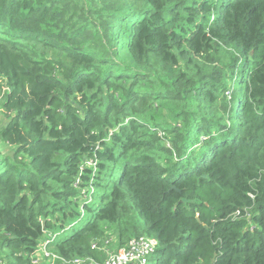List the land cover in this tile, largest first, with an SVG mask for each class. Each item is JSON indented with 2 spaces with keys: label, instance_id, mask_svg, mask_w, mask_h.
I'll list each match as a JSON object with an SVG mask.
<instances>
[{
  "label": "trees",
  "instance_id": "16d2710c",
  "mask_svg": "<svg viewBox=\"0 0 264 264\" xmlns=\"http://www.w3.org/2000/svg\"><path fill=\"white\" fill-rule=\"evenodd\" d=\"M53 234L264 264V0H0V264Z\"/></svg>",
  "mask_w": 264,
  "mask_h": 264
},
{
  "label": "built area",
  "instance_id": "2783aa9c",
  "mask_svg": "<svg viewBox=\"0 0 264 264\" xmlns=\"http://www.w3.org/2000/svg\"><path fill=\"white\" fill-rule=\"evenodd\" d=\"M97 161L95 159H90L85 162V164L81 167V170L95 168L96 171ZM81 177L77 179L75 186L79 185L81 182ZM94 194L93 189L88 191L87 189H82V196L87 200L91 201L92 195ZM237 215H240L238 212ZM58 235L53 234L50 239L46 240L37 251L35 264H38L41 260L47 259L51 264H54L59 260V256L55 253H52L49 250V247L53 244L54 240ZM107 245L99 246L98 244H94L93 248H96L100 251L107 252L108 258L104 262V264H145L147 258L155 252L158 247V242L152 238L144 239L140 242L133 241L128 249L122 250L119 253H114L109 251ZM72 264H99L93 260L87 261L83 259H76L72 262Z\"/></svg>",
  "mask_w": 264,
  "mask_h": 264
},
{
  "label": "rangeland",
  "instance_id": "374dc122",
  "mask_svg": "<svg viewBox=\"0 0 264 264\" xmlns=\"http://www.w3.org/2000/svg\"><path fill=\"white\" fill-rule=\"evenodd\" d=\"M85 222H86V216L83 215L81 219L77 220V221L72 225V227H69V228L67 229L68 232H67L66 235H70V234H72L73 230H77V229L81 228L82 226H84ZM155 259H156V255H153V256L151 257V262H150V264H153V261H154ZM145 264H146V263H145Z\"/></svg>",
  "mask_w": 264,
  "mask_h": 264
},
{
  "label": "water",
  "instance_id": "95a60500",
  "mask_svg": "<svg viewBox=\"0 0 264 264\" xmlns=\"http://www.w3.org/2000/svg\"><path fill=\"white\" fill-rule=\"evenodd\" d=\"M215 262H216V256H215V258L212 260V264H215Z\"/></svg>",
  "mask_w": 264,
  "mask_h": 264
}]
</instances>
